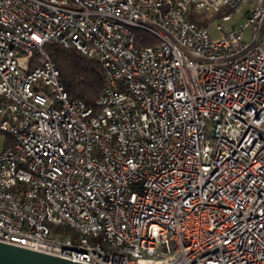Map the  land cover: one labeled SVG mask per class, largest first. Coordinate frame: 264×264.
Wrapping results in <instances>:
<instances>
[{"label":"built area","instance_id":"obj_1","mask_svg":"<svg viewBox=\"0 0 264 264\" xmlns=\"http://www.w3.org/2000/svg\"><path fill=\"white\" fill-rule=\"evenodd\" d=\"M225 6L229 28L191 18ZM50 42L100 61L94 107ZM0 242L83 264H264V0H0Z\"/></svg>","mask_w":264,"mask_h":264},{"label":"trees","instance_id":"obj_2","mask_svg":"<svg viewBox=\"0 0 264 264\" xmlns=\"http://www.w3.org/2000/svg\"><path fill=\"white\" fill-rule=\"evenodd\" d=\"M193 21L206 25L202 15L192 14ZM158 40L147 32L136 31V46L157 44ZM45 51L56 62L61 79L70 98L78 99L89 107H94L105 88L104 70L99 60L88 57L75 47H64L50 42ZM55 231L68 232L67 227H56Z\"/></svg>","mask_w":264,"mask_h":264},{"label":"water","instance_id":"obj_3","mask_svg":"<svg viewBox=\"0 0 264 264\" xmlns=\"http://www.w3.org/2000/svg\"><path fill=\"white\" fill-rule=\"evenodd\" d=\"M0 264H83L73 260L0 242Z\"/></svg>","mask_w":264,"mask_h":264},{"label":"rangeland","instance_id":"obj_4","mask_svg":"<svg viewBox=\"0 0 264 264\" xmlns=\"http://www.w3.org/2000/svg\"><path fill=\"white\" fill-rule=\"evenodd\" d=\"M245 9H242V11H244ZM233 15V19H232V22H228L226 23V26L229 28L230 26H232L235 22L238 21V15H234L233 13V10L229 7V6H225V7H222L220 9L219 12L217 13H214V12H208V13H204L202 15V20H206L207 23H211L215 20L219 21L222 17L226 16V15ZM214 28V26L212 27V29ZM245 37L246 39L250 40L251 39V35H250V31H246L245 32Z\"/></svg>","mask_w":264,"mask_h":264}]
</instances>
